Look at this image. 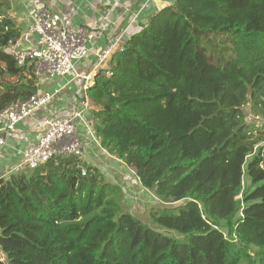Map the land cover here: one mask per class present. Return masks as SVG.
Instances as JSON below:
<instances>
[{
    "label": "trees",
    "instance_id": "trees-1",
    "mask_svg": "<svg viewBox=\"0 0 264 264\" xmlns=\"http://www.w3.org/2000/svg\"><path fill=\"white\" fill-rule=\"evenodd\" d=\"M149 7L87 94L101 146L166 204L155 226L82 158L9 174L1 160L0 264H264V0ZM10 8L0 0V110L38 90L8 50L22 33Z\"/></svg>",
    "mask_w": 264,
    "mask_h": 264
},
{
    "label": "built area",
    "instance_id": "built-area-1",
    "mask_svg": "<svg viewBox=\"0 0 264 264\" xmlns=\"http://www.w3.org/2000/svg\"><path fill=\"white\" fill-rule=\"evenodd\" d=\"M8 1L17 3L19 0ZM8 14L13 17L11 11ZM136 19L137 13L133 14L131 24ZM127 28L97 47L98 40L103 36L101 25L76 24L70 15L50 4L49 0H29L21 36L11 43V51L18 65L22 66L29 60L37 78L38 90L28 98L12 102L0 110V153L19 123L35 116L60 94V87L43 89L42 80L65 79L72 74L73 80L80 78L83 81L82 99L81 105L73 104L71 114L45 118L37 140L20 150L19 158L14 164H4L6 174L33 170L56 156L73 155L83 159L88 144L97 145L102 152H107L93 130L90 112L92 103L87 89L93 84L96 74L105 71L107 76L112 75L109 68L111 58L120 48ZM92 51L95 60L91 69L87 72L77 70V65ZM261 144L264 146V139ZM1 160L0 156V163ZM82 174H86L85 169Z\"/></svg>",
    "mask_w": 264,
    "mask_h": 264
},
{
    "label": "crops",
    "instance_id": "crops-1",
    "mask_svg": "<svg viewBox=\"0 0 264 264\" xmlns=\"http://www.w3.org/2000/svg\"><path fill=\"white\" fill-rule=\"evenodd\" d=\"M171 1L172 0H118L116 5L113 4L114 0H49V3L59 7L63 12L70 15L76 24L87 26L101 22L105 35L98 40L97 47H100L102 46V44H100L101 41H103L104 45L109 37L119 35L126 27H128L126 29V32H128L134 24H138L140 19L139 16L142 14L144 8L146 9L150 5L149 8L154 11L165 7L170 4ZM28 4L29 0H19L17 3H10L11 8L9 11H11L14 18L22 22V25L26 20ZM135 13H137V19L131 24V18ZM108 16L109 18L107 19ZM104 19L107 20V23L102 21ZM102 22H104V24H102ZM90 54L95 60L94 51ZM90 63L91 62L86 61V66H89ZM86 66L77 65V70L87 72L91 67L85 69ZM72 78L71 76L65 79L47 78L42 80L43 89L52 90L55 87H60L61 92L46 108L38 111L35 116L19 123L14 133L8 138L7 144L1 149L2 152L0 156L5 163L10 166L14 164L19 158L20 150L23 149L24 146L37 140L43 129L42 122L45 118L52 115H69L73 110V104L76 103L81 105V93L79 95L80 99H76L74 95H77L80 88H82L83 81L80 79V84H77ZM58 80L62 81V86L57 84ZM87 148L90 154L94 155L95 145L88 144ZM86 154L88 155V151H86ZM87 155L85 158H87Z\"/></svg>",
    "mask_w": 264,
    "mask_h": 264
},
{
    "label": "rangeland",
    "instance_id": "rangeland-1",
    "mask_svg": "<svg viewBox=\"0 0 264 264\" xmlns=\"http://www.w3.org/2000/svg\"><path fill=\"white\" fill-rule=\"evenodd\" d=\"M117 1L118 0H114L113 4L116 5ZM12 18L16 21V23L19 26L22 25V22L19 19L14 18V17ZM108 18L109 16L107 17V19ZM102 21H105V23H107L106 22L107 20L105 19ZM96 24L101 25V22L93 23L91 25H96ZM102 24H104V22H102ZM103 35H105L104 29H103ZM100 44L103 45V41H101ZM11 49L12 47L10 46L8 50H11ZM93 64L91 65L89 64V66H86L85 69L92 67ZM71 76L72 74H70L67 78ZM5 79L7 81H13L15 77L6 75ZM74 80L76 81L77 84H80L81 82L80 78H74ZM57 84L60 86L63 85L61 80H58ZM81 91L82 90L80 88V91L78 92V94H80ZM74 96L76 99H80L79 96L77 95H74ZM46 107L47 106H44V108ZM245 111L247 113L248 120H252L253 117L249 114L248 107H245ZM256 122H259V121L257 120ZM262 128H264V126ZM98 140L100 141V139ZM95 147L96 148H95L94 155L90 154L89 149L87 148L88 155L85 154V157L87 155V158L84 157L87 161L84 158L82 160L86 161L90 165L98 166L100 171L104 174V178L106 179L107 182L116 184L122 188L123 193H124V201H123L124 209L129 210L136 216L140 217L144 222L150 225L151 224L154 225L150 219V212H151L152 207H161V206H165L166 204L163 203L162 201H159L157 198L154 197L155 195L152 192H150L149 190L141 186V184L139 183L136 177V172L133 169H131L126 164L121 162V160H119L115 155L109 153L108 150L107 152H102L101 149L97 145ZM160 230L164 233H169L175 237L180 238V236L174 231H168V230H163V229H160Z\"/></svg>",
    "mask_w": 264,
    "mask_h": 264
}]
</instances>
